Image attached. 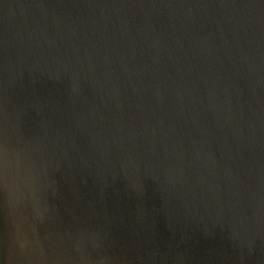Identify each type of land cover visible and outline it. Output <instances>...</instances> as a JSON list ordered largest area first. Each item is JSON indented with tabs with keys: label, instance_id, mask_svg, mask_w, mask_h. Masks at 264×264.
<instances>
[{
	"label": "water",
	"instance_id": "obj_1",
	"mask_svg": "<svg viewBox=\"0 0 264 264\" xmlns=\"http://www.w3.org/2000/svg\"><path fill=\"white\" fill-rule=\"evenodd\" d=\"M0 264H264V0H0Z\"/></svg>",
	"mask_w": 264,
	"mask_h": 264
}]
</instances>
